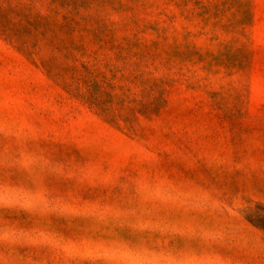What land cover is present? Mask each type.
I'll list each match as a JSON object with an SVG mask.
<instances>
[{"label": "rangeland", "instance_id": "rangeland-1", "mask_svg": "<svg viewBox=\"0 0 264 264\" xmlns=\"http://www.w3.org/2000/svg\"><path fill=\"white\" fill-rule=\"evenodd\" d=\"M0 264H264V0H0Z\"/></svg>", "mask_w": 264, "mask_h": 264}]
</instances>
